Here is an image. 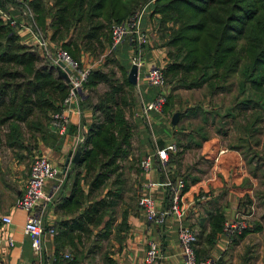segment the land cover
<instances>
[{"label": "trees", "instance_id": "16d2710c", "mask_svg": "<svg viewBox=\"0 0 264 264\" xmlns=\"http://www.w3.org/2000/svg\"><path fill=\"white\" fill-rule=\"evenodd\" d=\"M24 4L32 13L35 28L43 35L48 32L51 48L64 52L76 64L80 59L102 55L110 45L109 26L129 19L148 5L165 48L167 63L161 69L164 82L178 83L185 90L202 88L209 98L228 95L233 107L221 113L218 109L215 114L221 120L243 118V125L237 127L239 132L264 123V0H25ZM7 5H15V0H0L1 11ZM121 72L118 81L110 71L88 70L82 84V90L90 94L99 85L106 91L95 104L87 105L93 120L87 127L85 149L73 166L78 171H73L68 197L56 202L62 215H73L80 209L75 217L57 223L55 252L68 248L71 257L58 259L56 264H75L76 257H82L76 249L81 243L89 244L87 253L95 252L98 246L96 241H88L89 229L99 226L104 216L107 220L101 230L109 226L114 208L122 199L125 183L119 179L120 174L100 198L95 196L108 175L117 172L116 161L129 151L131 129L124 116V90L132 86ZM67 91L50 59L22 44L16 30L0 18V144L25 153L37 142L54 145L56 136L48 123L59 111ZM86 100L83 97V102ZM195 110L188 109L185 114ZM66 180L64 176L61 185ZM80 183L87 186L85 194ZM121 218L124 221L123 214ZM223 223L219 216L212 219L207 243L216 233L223 234ZM246 231L247 227L234 237ZM94 237L104 236L96 233ZM193 251L197 263L208 259L205 251Z\"/></svg>", "mask_w": 264, "mask_h": 264}, {"label": "crops", "instance_id": "0c3cea01", "mask_svg": "<svg viewBox=\"0 0 264 264\" xmlns=\"http://www.w3.org/2000/svg\"><path fill=\"white\" fill-rule=\"evenodd\" d=\"M24 1L7 5L5 12L27 25ZM155 18L150 16V7L146 5L138 19V32L144 36L143 43L130 47L124 42L112 54L125 76L131 66V57H138L141 64L137 68L135 86L138 91L141 87L139 106L136 111L132 109L133 137L141 159L150 157V167L139 174V196L150 198L156 211L166 210L176 183L181 181L183 188L179 193V204L183 214L179 219L168 216L161 227H155L145 222L136 203L131 208L124 206L119 214L121 217L123 214L124 221L117 217L101 230L107 220L104 216L99 226L89 229L88 241H96L98 249L89 254L88 243L76 245L82 257H76L75 264H144L148 243L156 245V264H183L176 241V231L181 226L195 232L194 249L205 251L208 257L205 261L210 264H264V123L254 125L249 131L239 132L237 127L238 124L243 125V118L225 117L221 120L215 114L218 109L233 107L229 97L220 104L221 99L204 97L202 88L185 90L178 83H172L162 90L147 87L143 79L145 71L150 67L163 69L167 63L165 48L161 46L155 30ZM16 33L22 44L35 48L39 53L36 37L45 40L47 47H52L47 41L48 32L43 35L35 26L30 32ZM83 61L88 62L89 59ZM190 91L193 92L190 94L196 95L195 100L180 99L182 92ZM159 94L165 97L163 109L144 112V107ZM188 109L195 111L185 114ZM67 110L69 125L66 134H55L54 145L45 146L37 142L35 150L39 156L59 167L67 179L65 185L55 187L54 183L47 182L43 187L47 201L39 213L41 224L44 229L52 227L55 231L58 222L70 220L80 212L78 209L73 215H62L56 209V202L62 197L67 198L70 193V180L73 177L70 168L75 165L70 163V159L76 150L80 152L83 149L87 127L93 120L81 95L70 102ZM174 113H178V118L171 125ZM171 143L178 146V152L170 155L172 159L163 164L155 157V152ZM17 155L23 156V159L20 160L21 157ZM26 157L25 152L0 147V219L6 216L11 221L9 225L0 222V264H56L62 255L71 257L70 250L64 248L55 252L54 237L43 234L41 253L33 256L29 240L22 233L25 214L14 208L27 178ZM66 159L69 160L64 166ZM150 182L168 183L169 186L148 188ZM80 189L84 194L87 192L84 184L80 183ZM216 216L223 222L232 221L236 216L244 218L247 231L229 240L215 232L213 239L207 243L210 222ZM121 222L124 226H121ZM96 233L104 237L95 239ZM7 238L12 241L11 246H7Z\"/></svg>", "mask_w": 264, "mask_h": 264}, {"label": "built area", "instance_id": "2783aa9c", "mask_svg": "<svg viewBox=\"0 0 264 264\" xmlns=\"http://www.w3.org/2000/svg\"><path fill=\"white\" fill-rule=\"evenodd\" d=\"M21 2V0H15ZM146 6V5H145ZM143 6L139 11L134 13L129 19L121 22L111 24L109 26L110 45L108 51L114 50L118 45L126 43L128 46H140L144 41L142 33L138 32V19L145 8ZM25 17L28 19L27 25L18 22L16 19L10 17L5 11L0 10V18L17 32H30L34 28L32 13L25 6ZM36 37V36H35ZM36 45L40 49V54L47 56L54 67L57 62L63 64V71L68 70L67 77L68 86L67 95L60 103L59 111L52 114L49 119V129L56 135L62 136L66 134L68 128V105L77 96L83 94L82 84L85 82L88 70H81L77 64L73 62L64 52L55 50L52 53L45 40L36 37ZM131 65L137 68L141 66L138 57H131ZM144 83L147 87L154 89H162L164 86V79L161 69L156 67L148 68L143 75ZM165 102V97L161 94L157 95L152 102L144 107V112L154 111L159 112ZM176 148L173 144H168L155 152V157L163 164L169 161L170 155L176 154ZM150 167V157H145L139 163V168L142 172H146ZM64 179V172L59 167L52 164L43 156H37L30 162L28 166L27 178L24 183L22 193L15 201L14 208L25 214L22 225V233L29 240V248L33 256H39L42 248V237L46 234L49 238L55 236V230L52 227L43 228L41 224L40 211L44 203L47 201L43 194V187L45 183L52 182L55 187H59ZM158 186H169L168 183H148V188ZM183 188L181 181H178L172 191L170 197V206L163 211H156L150 198L140 195L137 198V207L141 210L145 222L155 227H161L168 216L181 218L183 209L180 206V191ZM0 222L4 225L10 224L9 217H1ZM247 227V222L244 218L236 216L232 221H224L222 233L227 240L239 235L243 229ZM176 241L180 250V256L183 264H210L209 261L196 262L194 255V245L196 241L195 232L189 227H179L176 231ZM7 246L12 245V241L7 238ZM62 259H68L67 255H62ZM158 259V251L154 243H148L146 252L144 254V264H155ZM51 264H55L51 262Z\"/></svg>", "mask_w": 264, "mask_h": 264}, {"label": "rangeland", "instance_id": "374dc122", "mask_svg": "<svg viewBox=\"0 0 264 264\" xmlns=\"http://www.w3.org/2000/svg\"><path fill=\"white\" fill-rule=\"evenodd\" d=\"M41 34H42V32H41ZM39 36L44 37L43 35H39ZM49 48L52 51V53H54L56 50V49L54 50L51 47H49ZM107 49L105 50V52L102 55H99L97 57H92L90 59L88 58L89 59L88 62H84L83 59L82 60L80 59L79 62H77V64H79L78 68L81 70L102 69L104 72L110 71L113 73L112 78L114 80L120 81L121 76H122V72H121V70H119V66H118L117 62L115 61V59L113 58V54H111L110 51H108ZM104 55H107V57L104 58ZM170 85H172V83L166 84L164 82L163 88H166L167 86H170ZM134 87L124 90L126 92V97H127V100H126L127 107L124 108V116H125V119L128 122V124L130 125V129H131L130 130L128 155L125 158H121L118 161H116V165L118 167L117 172L114 173L113 175H108V180H107L105 186L103 187V189L96 192V194H95V196H97V197L102 196L104 189L108 188L107 185H109V183L111 181L116 179L117 174H120L119 179L124 180L125 187H124V193L122 194V199L117 203V206L114 208L113 215H112L113 220H116L117 217L121 218V215L119 216V214H120V211L122 210L121 209L122 207L126 206V209L131 208L133 206V204H135L137 202V198L139 196V190H140V185H139L140 184V181H139L140 175L139 174L141 173V169L139 168V163L142 160L141 159L142 156L140 155L139 147H137V145L135 144V139L133 137V135H134L133 133H134L135 128H134L133 123H132V117L134 116L133 115L134 112L132 109L134 108L136 111V109L139 106L138 93L141 92V87L139 86V91L136 87L135 88ZM105 91H106V87L103 85H99L96 87L94 94H90V93L86 92L85 90H83V94H81V98L87 97V100L84 102V104L88 108L87 105L95 104L97 102V98H99L102 95V93ZM190 93H193V92H191V91L190 92H182L180 99L185 98L186 100H189V101L195 100L196 95H193ZM202 93H203L204 97H208L207 95H205L204 91L201 92V94ZM201 94H200V96H201ZM234 94H235V92H234ZM215 97H216V99H221L222 100L221 104H223V102L226 101V97H229V96L217 94ZM162 107H161V109H162ZM222 111L223 110H221V111L219 110L220 113ZM24 136H25V139L27 140V136L26 135H24ZM24 143L26 145L25 140H24ZM171 144H173L175 146V148H176L175 153H177L178 152V146L175 143H171ZM30 146H31V143H30ZM82 146H83V149H85L84 140H83ZM0 147H3V144H0ZM36 148H37V146H35L34 149L29 150V152L26 151V156H28V158L26 157L27 158V162H26L27 166H29L32 159L39 156L35 151ZM21 159H23V156L20 158V160ZM71 171L73 172V171H78V170H76V169L73 170V168H70V172ZM79 171L81 173H83V171L81 169ZM64 183H65V181H64Z\"/></svg>", "mask_w": 264, "mask_h": 264}, {"label": "water", "instance_id": "95a60500", "mask_svg": "<svg viewBox=\"0 0 264 264\" xmlns=\"http://www.w3.org/2000/svg\"><path fill=\"white\" fill-rule=\"evenodd\" d=\"M61 68H63V64L58 61L57 66L55 67V72L58 77H60L65 83H67L68 82V77H67L68 70L65 69V71H63ZM136 75H137V67L135 65H131L126 75V81L132 87L136 85ZM177 118H178V113H174L171 116V120H170L171 125H174L176 123ZM79 153H80L79 150H76V152L72 155L70 159V163L72 164L78 163ZM68 160L69 159H66V161L64 162V166L67 164Z\"/></svg>", "mask_w": 264, "mask_h": 264}]
</instances>
